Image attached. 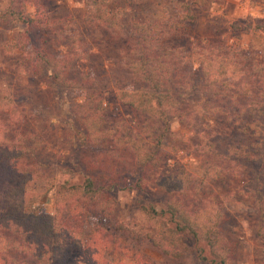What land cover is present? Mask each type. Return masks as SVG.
<instances>
[{
    "label": "trees",
    "instance_id": "1",
    "mask_svg": "<svg viewBox=\"0 0 264 264\" xmlns=\"http://www.w3.org/2000/svg\"><path fill=\"white\" fill-rule=\"evenodd\" d=\"M83 3L84 20L123 43L128 81L108 102L101 79L80 69L90 41L76 32L72 15L53 17L46 0L0 5V24L22 27L5 44L16 72L45 69L55 86L82 90L70 111L84 152L50 177L39 155L41 138L0 83V264H157L179 258L188 235L202 243L195 249L200 261L237 264V243L224 235L223 224L230 201L241 199L255 209L264 264V19L232 24L260 35V54L252 58L225 39L196 38L190 52L164 48L166 40L193 31L190 2L137 17L126 0ZM36 32L48 37L34 38ZM194 93L199 98L191 99ZM173 120L198 153L194 171L170 164ZM225 180L237 189L220 191ZM41 181L55 189L54 213L38 203L34 188ZM150 186L163 193L164 206L148 204L144 219L120 217L117 191ZM145 244L161 258L144 252Z\"/></svg>",
    "mask_w": 264,
    "mask_h": 264
},
{
    "label": "rangeland",
    "instance_id": "2",
    "mask_svg": "<svg viewBox=\"0 0 264 264\" xmlns=\"http://www.w3.org/2000/svg\"><path fill=\"white\" fill-rule=\"evenodd\" d=\"M177 0H126L132 8L131 14L137 16H154L166 7L173 8ZM190 2L197 17L193 31L178 38H171L163 43L164 48L182 47L190 52L192 42L196 38L205 37L210 40H228L245 48L252 58L260 54L259 34H250L243 29H236L233 23H243L248 20L264 19V0H182ZM5 0H0V5ZM50 14L53 17L72 15L77 21L76 32H80L90 41V51L87 59L79 64L80 69L98 76L103 82L107 93L105 101L111 98V92L125 86L128 81L127 69L121 65L120 51L122 41L112 40L102 31L95 29L84 20L83 0H46ZM22 30L14 23L0 24V83L13 91L19 108L25 114L30 130L41 138L39 155L46 172L50 177L58 178L57 168L71 162V159L84 154L77 148L75 138L76 124L71 114V107L81 101L80 88H63L55 86L48 77V70L41 74H19L13 66L11 47H5L16 32ZM34 38L45 39L44 32H36ZM196 76H199V66L194 64ZM191 99L199 96L194 93ZM127 117L130 113L123 108ZM172 135L166 141L172 154L171 163L175 168L194 171L197 168L199 156L192 142L186 139L187 130L176 120L171 122ZM35 137V139H37ZM88 153L97 151V148L87 149ZM40 194L39 205L45 211H55V189L46 186L41 181L34 188ZM218 189L223 192L236 190L234 184L227 180L222 182ZM118 209L120 217L130 221L136 218H146V207L154 205L159 210L164 206L165 197L161 191L150 186L145 191L119 190L117 191ZM151 200L152 202H150ZM229 219L223 224L225 236L234 239L237 243V264H263L261 259V242L256 237V212L246 199L232 200L228 204ZM202 244L191 236H185L180 245V257L168 259L157 264H213L200 261L196 256V246ZM144 252L158 259L161 256L151 249L149 244L141 246ZM128 256L127 259L133 257Z\"/></svg>",
    "mask_w": 264,
    "mask_h": 264
}]
</instances>
